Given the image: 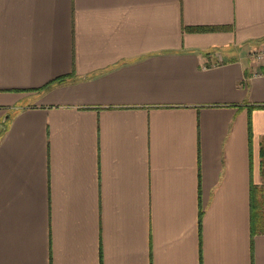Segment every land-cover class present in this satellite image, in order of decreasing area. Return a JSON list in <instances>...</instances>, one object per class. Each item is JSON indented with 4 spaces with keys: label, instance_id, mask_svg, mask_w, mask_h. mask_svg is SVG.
I'll return each instance as SVG.
<instances>
[{
    "label": "crops",
    "instance_id": "0c3cea01",
    "mask_svg": "<svg viewBox=\"0 0 264 264\" xmlns=\"http://www.w3.org/2000/svg\"><path fill=\"white\" fill-rule=\"evenodd\" d=\"M263 45L264 0H0V264H264Z\"/></svg>",
    "mask_w": 264,
    "mask_h": 264
},
{
    "label": "trees",
    "instance_id": "16d2710c",
    "mask_svg": "<svg viewBox=\"0 0 264 264\" xmlns=\"http://www.w3.org/2000/svg\"><path fill=\"white\" fill-rule=\"evenodd\" d=\"M220 27L212 26H197V27H183V30L188 31H213ZM65 77L56 79L57 82H63ZM55 81V82H56ZM48 86V85H47ZM260 156V175L261 185H250V210H251V223L253 232L262 231L264 226V136L261 138L259 147Z\"/></svg>",
    "mask_w": 264,
    "mask_h": 264
},
{
    "label": "built area",
    "instance_id": "2783aa9c",
    "mask_svg": "<svg viewBox=\"0 0 264 264\" xmlns=\"http://www.w3.org/2000/svg\"><path fill=\"white\" fill-rule=\"evenodd\" d=\"M255 52L256 51H254L252 54L257 56V57L260 56L261 54H263L264 53V45L262 46V48L259 51L257 50V52L256 53Z\"/></svg>",
    "mask_w": 264,
    "mask_h": 264
},
{
    "label": "rangeland",
    "instance_id": "374dc122",
    "mask_svg": "<svg viewBox=\"0 0 264 264\" xmlns=\"http://www.w3.org/2000/svg\"><path fill=\"white\" fill-rule=\"evenodd\" d=\"M261 48H262V47H260V49H261ZM260 49H259V50H260ZM259 50H258V51H259ZM254 51H255V50H254ZM255 53H256V52H255Z\"/></svg>",
    "mask_w": 264,
    "mask_h": 264
}]
</instances>
